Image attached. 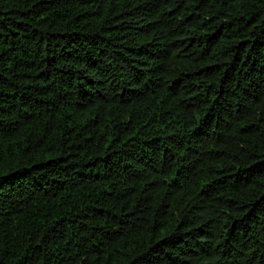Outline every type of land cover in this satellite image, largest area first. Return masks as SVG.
<instances>
[{"label": "trees", "instance_id": "16d2710c", "mask_svg": "<svg viewBox=\"0 0 264 264\" xmlns=\"http://www.w3.org/2000/svg\"><path fill=\"white\" fill-rule=\"evenodd\" d=\"M0 264H264V0H0Z\"/></svg>", "mask_w": 264, "mask_h": 264}]
</instances>
